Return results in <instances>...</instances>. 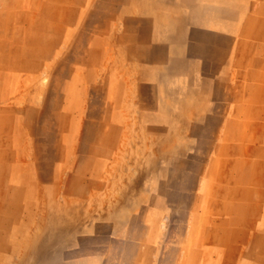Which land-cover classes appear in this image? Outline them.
I'll use <instances>...</instances> for the list:
<instances>
[{
    "label": "rangeland",
    "instance_id": "374dc122",
    "mask_svg": "<svg viewBox=\"0 0 264 264\" xmlns=\"http://www.w3.org/2000/svg\"><path fill=\"white\" fill-rule=\"evenodd\" d=\"M0 264H264V0H0Z\"/></svg>",
    "mask_w": 264,
    "mask_h": 264
}]
</instances>
